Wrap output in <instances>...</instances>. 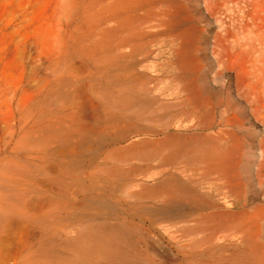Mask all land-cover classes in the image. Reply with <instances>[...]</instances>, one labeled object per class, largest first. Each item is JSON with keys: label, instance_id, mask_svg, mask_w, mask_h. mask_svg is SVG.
I'll list each match as a JSON object with an SVG mask.
<instances>
[{"label": "rangeland", "instance_id": "rangeland-1", "mask_svg": "<svg viewBox=\"0 0 264 264\" xmlns=\"http://www.w3.org/2000/svg\"><path fill=\"white\" fill-rule=\"evenodd\" d=\"M0 264H264V0H0Z\"/></svg>", "mask_w": 264, "mask_h": 264}]
</instances>
